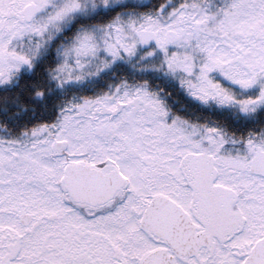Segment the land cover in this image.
Instances as JSON below:
<instances>
[{
    "label": "snow or ice",
    "instance_id": "6c2138e0",
    "mask_svg": "<svg viewBox=\"0 0 264 264\" xmlns=\"http://www.w3.org/2000/svg\"><path fill=\"white\" fill-rule=\"evenodd\" d=\"M0 264H264V0H0Z\"/></svg>",
    "mask_w": 264,
    "mask_h": 264
}]
</instances>
